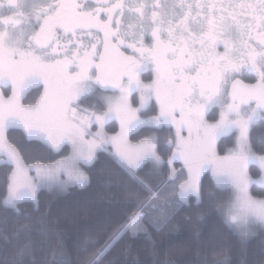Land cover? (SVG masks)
<instances>
[{"label":"snow or ice","instance_id":"obj_1","mask_svg":"<svg viewBox=\"0 0 264 264\" xmlns=\"http://www.w3.org/2000/svg\"><path fill=\"white\" fill-rule=\"evenodd\" d=\"M32 90L39 97L27 103ZM256 128L264 129V0H0V264H38L30 226L19 222L40 211L41 193L88 186L83 166L105 155L127 176L135 211L92 241L85 264H115L109 257L125 241H151L149 227L213 205L215 216L197 222L234 235L239 264H255L250 250L264 264V198L252 195L254 185L264 193V130ZM15 130L71 152L26 164ZM38 232L41 248L63 249L62 233ZM51 264L73 262L53 251ZM199 264L232 262L204 256Z\"/></svg>","mask_w":264,"mask_h":264},{"label":"trees","instance_id":"obj_2","mask_svg":"<svg viewBox=\"0 0 264 264\" xmlns=\"http://www.w3.org/2000/svg\"><path fill=\"white\" fill-rule=\"evenodd\" d=\"M36 91L29 93L34 101L38 97ZM96 99H90L87 104H97ZM264 129L256 128V132ZM135 135V134H134ZM144 135L166 136L167 132H149ZM10 138L21 151L24 161L27 163L42 162L45 164L55 162L70 153L68 151L56 153L47 148L42 142H29L26 140L21 130L11 132ZM144 138L143 135L138 139ZM230 145V144H228ZM223 154V153H221ZM179 167V165H177ZM85 172L89 176L90 183L85 188H77L75 186L67 189L66 192L59 191L43 192L40 194V211L32 214L30 220H22L20 224H28L29 234L32 236L33 242V258L38 264H51L52 252L66 255L73 264H85L90 259L96 248L92 247L93 240H103L109 235L110 226L116 222H123L135 211V206L130 202L129 196V180L121 169L106 155L89 168L83 166ZM252 175L259 174L255 170ZM6 169L0 165V196L4 195V176ZM166 178L160 176L155 178L159 181ZM252 192L255 195L262 196L259 186L254 185ZM169 193V196H174ZM231 196V192L226 191L221 202H226ZM31 208L30 205H26ZM215 208L213 205L209 208L185 209L172 217L164 224L159 231L149 227L151 233V241L144 238L143 234L137 235L135 238L125 241L109 260H113L115 264H156V261H163L165 264H199L201 257L209 256L210 259L220 260L228 257L232 264H239L244 259V254L240 250V245L234 235L225 233L218 223L204 224L197 222L200 215L215 216ZM130 209V210H129ZM14 225H10L9 233H11ZM49 227L63 234V249L56 248L52 245L49 248L45 245L41 248L43 238L39 235L38 228ZM203 232L202 239L204 243H197L194 239L196 232ZM211 233V239L209 237ZM22 238L20 243H24ZM127 246L128 251H124ZM259 241H253L250 249H258ZM5 247L3 240H0V250ZM215 249V254H209V248ZM87 249V251H84ZM7 255L11 257L13 252L8 249ZM2 258V257H0ZM247 259L254 261L255 264H261L260 257L253 251H249Z\"/></svg>","mask_w":264,"mask_h":264},{"label":"rangeland","instance_id":"obj_3","mask_svg":"<svg viewBox=\"0 0 264 264\" xmlns=\"http://www.w3.org/2000/svg\"><path fill=\"white\" fill-rule=\"evenodd\" d=\"M147 80H148V79H147ZM146 82H147V81H146ZM29 101H30V100H29ZM33 103H34V102H33ZM88 105H89V104H87V105L85 104V105H83V106L86 107V106H88ZM151 114L154 115L155 113H151ZM93 130H95V129H93ZM117 130H118V126H117ZM108 131H109V133H111V131H112L111 128H108ZM135 142H137V141L134 140L133 143H135ZM228 146L230 147L231 145H228ZM69 147H70V146H69ZM70 152H71V149H70ZM69 154H70V153H69ZM69 154H67V155H69ZM67 155H65V156H67ZM60 159H61V158H60ZM24 162H25V161H24ZM55 162H56V161H55ZM55 162L48 163V164H54ZM25 163H26V164H30V163H27V162H25ZM36 163H40V162H36ZM41 163H42V162H41ZM31 164H35V163H31ZM42 164H45V163H42ZM252 167L254 168V166H252ZM82 170L85 172L84 168H82ZM252 171H254V169H253ZM258 176H259V174H257L256 176H253V177L256 178V177H258ZM61 179H66V177H63V176H62ZM252 195H253V196L260 197V198H264V195H262V196L255 195V193H253V192H252Z\"/></svg>","mask_w":264,"mask_h":264},{"label":"flooded vegetation","instance_id":"obj_4","mask_svg":"<svg viewBox=\"0 0 264 264\" xmlns=\"http://www.w3.org/2000/svg\"><path fill=\"white\" fill-rule=\"evenodd\" d=\"M148 78H149V74H148V72H145V73L142 74V79H144L145 82L147 81ZM246 82H254V81H250V80H249V81H246ZM32 91H35V90H32ZM32 91H31V92H32ZM8 94H10V93H8ZM38 97H39V95H38ZM38 97H37L36 99H38ZM36 99H35V100H36ZM35 100H34V101L26 100V102H27V103H33V102H35Z\"/></svg>","mask_w":264,"mask_h":264},{"label":"crops","instance_id":"obj_5","mask_svg":"<svg viewBox=\"0 0 264 264\" xmlns=\"http://www.w3.org/2000/svg\"><path fill=\"white\" fill-rule=\"evenodd\" d=\"M221 155H223V154H221Z\"/></svg>","mask_w":264,"mask_h":264}]
</instances>
